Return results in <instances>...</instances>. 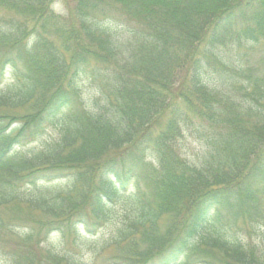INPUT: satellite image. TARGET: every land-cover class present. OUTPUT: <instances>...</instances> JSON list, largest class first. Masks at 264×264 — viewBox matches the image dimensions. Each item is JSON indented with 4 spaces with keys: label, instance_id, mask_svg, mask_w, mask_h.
Returning a JSON list of instances; mask_svg holds the SVG:
<instances>
[{
    "label": "trees",
    "instance_id": "trees-1",
    "mask_svg": "<svg viewBox=\"0 0 264 264\" xmlns=\"http://www.w3.org/2000/svg\"><path fill=\"white\" fill-rule=\"evenodd\" d=\"M244 40L264 0H0V264H264L223 235L264 221V53H217Z\"/></svg>",
    "mask_w": 264,
    "mask_h": 264
},
{
    "label": "rangeland",
    "instance_id": "rangeland-1",
    "mask_svg": "<svg viewBox=\"0 0 264 264\" xmlns=\"http://www.w3.org/2000/svg\"><path fill=\"white\" fill-rule=\"evenodd\" d=\"M55 11L64 13V6L57 2L54 4ZM112 31L116 37H118L120 40L125 41L126 38L129 37V35L125 32L127 28L124 26H117L116 23H111ZM256 49L250 48V43L246 42L245 40L242 42L241 47L238 46V44H229L226 47H219L217 49V53H219L224 60L229 63L230 65L234 66H240L245 65L246 62H249L251 65L255 64L261 56H263L264 53V44L262 45H255ZM9 77V74H6ZM218 76H220L217 73ZM6 76V77H7ZM222 80L221 77H217L216 80ZM219 81V80H218ZM220 82V81H219ZM83 89V100L87 106L92 105L94 102V99L98 97V93L96 90H94L91 85L88 82H85L82 86ZM56 132L54 130H50V132L47 134L48 137H54L56 136ZM182 145V151L184 155L187 157V159L191 163L200 164L203 161V155H204V145L197 139H194L192 137H185L184 141L181 143ZM234 219H232L231 222H233ZM235 223L234 225H236ZM240 224V223H238ZM237 224V226H238ZM112 227H108L107 229H103L102 232H105L109 235V233L112 231ZM245 230V229H244ZM240 231L237 228L233 227L232 230H228L227 233L223 234L224 236L233 237L234 241L240 242L246 245H250L258 248L260 251L264 250V221L261 222L258 225H253L250 231ZM46 243V242H45ZM44 243V245H46ZM52 246L55 248V250L58 251H67L69 248L66 244H63L59 240L58 234H53L51 240L47 243V246ZM92 253L89 252L86 255V260L88 262H92Z\"/></svg>",
    "mask_w": 264,
    "mask_h": 264
}]
</instances>
